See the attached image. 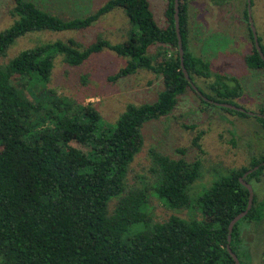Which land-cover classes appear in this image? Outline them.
Masks as SVG:
<instances>
[{"label": "trees", "instance_id": "trees-1", "mask_svg": "<svg viewBox=\"0 0 264 264\" xmlns=\"http://www.w3.org/2000/svg\"><path fill=\"white\" fill-rule=\"evenodd\" d=\"M114 8H121L134 26L120 43L101 37L85 47L73 38L37 41L0 64V264H234L226 247L228 224L249 197L239 178L259 165L244 179L260 180L264 150L248 166L226 169L192 197L201 161L151 148L147 180L126 184L129 165L143 145V124L169 114L177 96L192 89L179 64L173 0H166L164 27L155 22L148 0H107L95 12L70 19L31 0H12L8 14L13 22L0 30V56L27 33L86 29ZM187 15L186 1L179 0L184 66L191 80H209L212 94L194 84L209 99L236 105L243 94L240 82L213 73L189 50ZM104 48L128 58L109 80L145 69L161 76L163 84L157 100L128 103L113 123L102 121L92 103L47 86L57 56L76 66ZM245 60L251 69L264 68L254 43ZM258 113L264 115V107ZM254 117L264 127V118ZM200 136L193 140L198 147ZM152 196L171 209H187L188 216L153 220ZM263 218L264 196L259 199L254 192L251 208L231 233L230 248L241 264H248L241 260L247 254L242 227Z\"/></svg>", "mask_w": 264, "mask_h": 264}, {"label": "rangeland", "instance_id": "rangeland-1", "mask_svg": "<svg viewBox=\"0 0 264 264\" xmlns=\"http://www.w3.org/2000/svg\"><path fill=\"white\" fill-rule=\"evenodd\" d=\"M40 8L65 19L85 17L95 12L107 0H31ZM188 16V48L208 62L213 73L235 77L243 94L236 105L252 112L264 107V68L251 69L245 57L252 52L253 42L247 23L246 0H185ZM154 20L160 27L167 25L166 0H148ZM12 0H0V30L9 27L13 18L8 14ZM251 18L256 34L264 47V0H251ZM134 26L121 8H114L82 30L36 31L15 39L0 64L6 63L19 51L37 41L76 39L88 46L98 37L116 44L127 39ZM152 46L150 51H154ZM174 49L169 52L172 53ZM127 57L104 48L92 53L82 64L70 66L60 56L47 86L57 94L76 99L82 104L92 103L101 120L113 123L128 103L143 104L157 100L163 89L162 78L155 73L139 69L136 73L109 80L127 62ZM194 82L205 93L209 80L195 77ZM143 145L129 165L127 187L141 185L149 176V149L154 148L172 158L201 161V176L190 191L194 197L229 168L248 166L251 157L264 150V127L254 115L241 116L224 107L208 104L189 87L177 96L173 110L158 119L145 122L141 128ZM201 134L197 143L193 140ZM83 151L87 147L73 143ZM184 149V152L180 150ZM257 197L264 196V171L259 181L250 182ZM152 218L166 219L172 214L187 217V209L167 207L159 199L150 197ZM198 215V214H197ZM247 224V225H246ZM243 245L247 254L243 263L264 264V218L245 223L242 227Z\"/></svg>", "mask_w": 264, "mask_h": 264}, {"label": "water", "instance_id": "water-1", "mask_svg": "<svg viewBox=\"0 0 264 264\" xmlns=\"http://www.w3.org/2000/svg\"><path fill=\"white\" fill-rule=\"evenodd\" d=\"M250 5H251V0H246V6H247V20H248V24L250 26V30L252 32V37H253V43L254 46L257 50V52L259 53L261 59L264 61V53L261 49V45L258 39V36L256 34V31L253 27V21L251 18V10H250ZM173 19H174V30L176 33V38H177V51H178V56H179V64H180V68L181 71L185 77V79L189 82L190 86L192 87V89L196 92V94L201 97L204 101H207L208 103L217 105V106H221L224 108H229V109H233L236 111H240V112H244L247 113L248 115H254V116H258V117H263V114H260L258 112H252V111H248L245 110L237 105L231 104V103H227V102H217L214 100L209 99L208 97H206L205 95H203V93L198 90L197 86L194 84V82L191 80L185 66H184V50H183V45H182V37H181V33H180V25H179V0H173ZM261 164H264L261 163ZM259 165L254 166L251 169H248L242 177L239 178L240 183L248 190L249 192V197H248V201H247V206L246 208L241 211L240 213H238L237 215H235L229 222L228 224V233H227V251L229 252V254L231 255L234 264H241L238 257L236 256V254L231 250L230 248V241H231V233L233 230V227L235 225V223L237 221H239L242 217H244L246 215V213L248 212V210L251 208L252 202H253V197H254V191L252 188V185L247 182L244 178L250 174L251 172H253L254 170L258 169Z\"/></svg>", "mask_w": 264, "mask_h": 264}]
</instances>
